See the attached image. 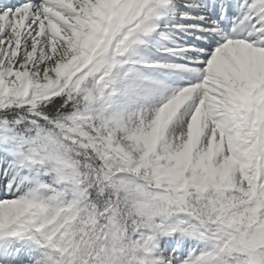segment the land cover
Masks as SVG:
<instances>
[{
    "label": "snow or ice",
    "instance_id": "snow-or-ice-1",
    "mask_svg": "<svg viewBox=\"0 0 264 264\" xmlns=\"http://www.w3.org/2000/svg\"><path fill=\"white\" fill-rule=\"evenodd\" d=\"M0 264H264V0H0Z\"/></svg>",
    "mask_w": 264,
    "mask_h": 264
}]
</instances>
